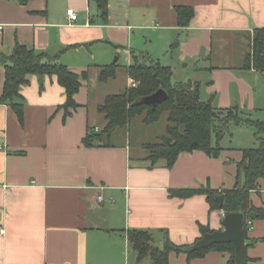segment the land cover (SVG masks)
<instances>
[{"label": "crops", "instance_id": "1", "mask_svg": "<svg viewBox=\"0 0 264 264\" xmlns=\"http://www.w3.org/2000/svg\"><path fill=\"white\" fill-rule=\"evenodd\" d=\"M176 6L194 11L185 28L177 26ZM69 8L77 13L72 24ZM257 28H264V0H108L105 18L96 0H0V57L18 43L76 74L88 72L70 116H64L66 94L54 76L30 75L20 87L23 124L10 106L0 105V264H150L137 261L128 231H148L162 248L167 240L192 245L202 227L222 230L225 213L211 210L205 195L178 198L170 190L222 193L242 184V149L257 147L252 127H242L244 137L226 135L218 158L181 153L170 168L163 161L149 167L143 149L126 139L129 131H114L107 146L86 147L82 140L87 128L103 129L90 121L102 116L96 109L108 95L101 98L92 84L99 67L116 64L111 59L120 55L130 65L143 54L169 67L173 84L198 83L201 100L214 108L264 121V72L252 64L242 68ZM4 79L0 61V96ZM250 197L264 209V180ZM249 228L250 239L264 237V219L254 218ZM245 255L246 264H264V242L248 246ZM228 259L217 251L191 260L183 252L169 254V264Z\"/></svg>", "mask_w": 264, "mask_h": 264}, {"label": "trees", "instance_id": "2", "mask_svg": "<svg viewBox=\"0 0 264 264\" xmlns=\"http://www.w3.org/2000/svg\"><path fill=\"white\" fill-rule=\"evenodd\" d=\"M21 4L29 0H8ZM107 1L96 0L101 17L107 15ZM177 26L185 28L194 16L191 7L176 6ZM178 40L171 49L176 48ZM47 56L34 49L16 43L11 54L1 55L0 61L5 68V79L0 105L10 106L21 124L24 121V102L19 94L20 87L28 83V76L56 77L58 84L64 88L66 101L62 108L64 116H70L79 105L74 97L81 82L88 79V72L76 74L66 66L54 60L45 61ZM252 66L259 72H264V28L254 30L251 38V50L245 55L244 69ZM125 71L130 80L136 85L126 88L119 94L108 95L97 106V112L102 115L105 125L100 132L87 128V134L82 140L86 147L108 145L114 131L120 129L129 131L139 123L144 128H151L164 122L161 134L153 141L140 142L138 145L146 153L143 161L153 167L158 161H163L165 167L170 168L181 153L202 151L211 158H218L223 149L220 141L228 135L230 124L237 127H252L255 130L257 147L242 149V159L238 163V176L243 177V183L237 181L231 190L222 193L209 189L170 190L172 197L189 198L195 194H203L211 210H222L225 214L242 213L244 215V250L261 239L248 237L249 223L254 219L249 218L250 213H255L258 219H264V209H257L251 203V192L258 190V181L264 180V121L250 119L236 108L219 110L213 107L210 100L200 98V87L196 82L173 84L172 71L169 67L157 61L148 59L145 55L133 56V62L125 66ZM117 65L111 64L99 67L98 80L107 82L115 78ZM162 89L168 95L155 108L140 103L139 99L149 96ZM213 140L215 141L213 143ZM218 195H223V204L215 200ZM202 236L212 232L207 227H202ZM132 250L137 255V261L148 259L150 264H169V254L180 253L186 246H180L167 240L162 248L153 245L152 235L145 230H130L127 233ZM210 251L227 253L229 259L226 264H234V247L230 243L215 244L209 248L187 253V259L203 257ZM245 260L247 257L245 255Z\"/></svg>", "mask_w": 264, "mask_h": 264}, {"label": "water", "instance_id": "3", "mask_svg": "<svg viewBox=\"0 0 264 264\" xmlns=\"http://www.w3.org/2000/svg\"><path fill=\"white\" fill-rule=\"evenodd\" d=\"M167 98L168 95L165 91L159 89L153 94L139 99V102L155 108L157 104L166 101ZM223 199V195L215 197L219 205L223 204ZM256 216L254 213L249 214V218L252 219L256 218ZM244 220L245 218L242 213L225 214L222 220V230L204 234L192 245L186 246L182 252L187 254L209 248L215 244L230 243L234 247V264H246L243 233Z\"/></svg>", "mask_w": 264, "mask_h": 264}, {"label": "rangeland", "instance_id": "4", "mask_svg": "<svg viewBox=\"0 0 264 264\" xmlns=\"http://www.w3.org/2000/svg\"><path fill=\"white\" fill-rule=\"evenodd\" d=\"M159 49V47L157 48ZM116 56H114L111 61L116 62L117 65V74L114 79H110L107 82H100V81H95L92 86L93 88H99V95L102 98L104 95H112V94H119L123 92L126 88H130V79H127V74L125 71V66H127V61L124 59L123 55H120L119 60L115 61ZM103 102V101H102ZM91 110H93V107H91ZM90 123L92 125H96L98 127H104L105 122L103 120L102 116H99L98 118L91 119ZM137 125L133 126L132 129L130 130L128 137L126 136V139L128 138L130 140V144L132 147H136L137 144L140 142H146V141H153L155 140L156 136H159L161 134V129L164 127V122L158 124L157 126L151 127V128H144L142 127L139 123H135ZM123 131V130H122ZM246 130L242 127H237L234 124H230L229 132L231 133L232 137H238L241 135L244 137L247 135ZM124 132V131H123ZM127 135V132H124ZM228 134V136L230 135ZM122 139L121 135H119L118 139ZM111 139V138H110ZM251 139V138H250ZM112 142L116 141V138H113L111 140ZM253 142L255 146H258V143L256 141ZM135 161V160H134Z\"/></svg>", "mask_w": 264, "mask_h": 264}, {"label": "built area", "instance_id": "5", "mask_svg": "<svg viewBox=\"0 0 264 264\" xmlns=\"http://www.w3.org/2000/svg\"><path fill=\"white\" fill-rule=\"evenodd\" d=\"M66 17L69 24H72L77 20V13L74 11V9L69 8L66 10ZM135 85L136 84L132 80H130V86L134 87ZM97 200L100 201L101 197H98Z\"/></svg>", "mask_w": 264, "mask_h": 264}]
</instances>
